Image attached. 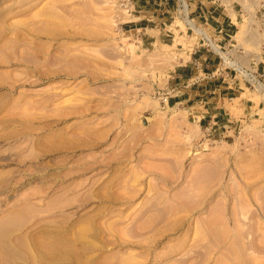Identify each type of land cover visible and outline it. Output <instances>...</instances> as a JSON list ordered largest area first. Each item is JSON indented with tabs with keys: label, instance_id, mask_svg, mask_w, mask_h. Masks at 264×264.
Segmentation results:
<instances>
[{
	"label": "rangeland",
	"instance_id": "1",
	"mask_svg": "<svg viewBox=\"0 0 264 264\" xmlns=\"http://www.w3.org/2000/svg\"><path fill=\"white\" fill-rule=\"evenodd\" d=\"M221 2L238 23L220 53L251 79L264 0ZM131 3L0 0V264H264V82L225 99L254 114L209 132L161 96L211 33L178 7L172 41L144 38Z\"/></svg>",
	"mask_w": 264,
	"mask_h": 264
},
{
	"label": "crops",
	"instance_id": "2",
	"mask_svg": "<svg viewBox=\"0 0 264 264\" xmlns=\"http://www.w3.org/2000/svg\"><path fill=\"white\" fill-rule=\"evenodd\" d=\"M131 5L134 17L128 20L135 28L143 29L142 33H146L144 38L150 36L155 40L157 37L162 43L172 41L174 33L165 28V19L176 9L175 0H132ZM230 9H233V5L229 7L221 0H187V16L194 26L199 23L207 28L218 47L213 49L200 37L195 38L189 48L182 50L185 57H178L179 61L174 64L168 78L172 92H169L167 100L186 105L199 126L212 125L213 131L222 127L230 131L240 124L241 119H246L247 114L255 113V109H251L254 102L249 97L240 98L241 113H231L225 104L226 98L238 97L244 87L250 86L246 85V78L240 75L239 69L228 64L219 53L220 49L227 52L232 48L229 45L232 31L238 23V14ZM251 66L264 82V53L255 62L252 61Z\"/></svg>",
	"mask_w": 264,
	"mask_h": 264
},
{
	"label": "bare ground",
	"instance_id": "3",
	"mask_svg": "<svg viewBox=\"0 0 264 264\" xmlns=\"http://www.w3.org/2000/svg\"><path fill=\"white\" fill-rule=\"evenodd\" d=\"M186 4H187V2L185 1V0H182L181 1V4L179 5V7H181V9H182V11L183 12H185V10H186ZM186 23H187V25L189 24L190 26H192V27H194V24H193V21L192 20H190V19H188V18H186ZM198 27V26H197ZM195 28V27H194ZM194 29H192V31H193ZM195 31L197 32V33H201L202 31H200V30H198V29H196L195 28ZM206 40H208V42H209V44L212 46V44H211V42H210V40H212L213 41V39H211V38H208V37H204ZM213 47V46H212ZM214 49V48H213ZM218 49H220V48H218ZM220 51H222L221 49H220ZM219 52V51H218ZM223 52V51H222ZM220 53V52H219ZM220 55L223 57V59H224V56L220 53ZM233 65V64H232ZM235 68H236V66L235 65H233ZM251 77V80L253 81V79H255V76L254 75H252V76H250ZM257 81H259V80H257ZM254 82V81H253ZM261 82V81H260ZM255 83V82H254ZM256 84V83H255ZM106 190V189H105ZM172 209V208H171ZM163 213V212H162ZM157 217V216H156ZM178 217V216H177ZM172 218V217H171ZM201 221V220H200ZM141 223V222H140ZM150 223V222H149ZM148 223V224H149ZM155 223V222H154ZM205 223V222H204ZM177 224V223H176ZM140 225V224H139ZM172 225V224H171ZM175 225V224H174ZM149 226V225H148ZM148 226H146V227H148ZM207 226V225H206ZM143 227V226H142ZM173 227V226H172ZM141 229V228H140ZM125 231V230H124ZM223 231V230H222ZM54 232V231H53ZM210 232H211V230H210ZM215 232V231H214ZM214 232H212V233H214ZM218 232V231H217ZM83 233V232H82ZM66 234H68V232L66 233ZM85 234V233H84ZM218 234H220V233H218ZM69 235H70V233H69ZM158 235V234H157ZM156 235V236H157ZM210 235V234H209ZM241 235V234H240ZM64 236H65V234H64ZM60 238H61V236H59ZM81 237V236H80ZM211 237H212V235H211ZM219 237V236H218ZM47 238V237H46ZM55 238H58V237H55ZM166 238V237H165ZM182 238V237H181ZM215 238V237H214ZM41 239V238H40ZM45 239V238H44ZM43 239V240H44ZM48 239H49V237H48ZM53 239V238H52ZM73 239V238H72ZM264 239V238H263ZM46 240V239H45ZM45 240H44V242H45ZM67 240V239H66ZM41 241V240H40ZM48 241V240H47ZM218 241V240H217ZM42 242V241H41ZM81 242V241H80ZM182 242V241H181ZM214 242H215V240H214ZM36 243V242H35ZM86 243V242H85ZM218 243V242H217ZM40 244H42V243H40ZM44 244V243H43ZM69 243L66 241V243L65 242H61V241H54V240H50V242H49V246H48V252H50V253H61V251H62V247L64 246V247H66L67 245H68ZM123 244H125L123 241L122 242H120L119 243V245L121 246V247H123ZM183 242L180 244V246H179V248L177 247V248H175V249H170V253H172V252H178V251H180V249L183 247ZM43 246H45V245H43ZM42 246V247H43ZM78 246V245H77ZM76 246V247H77ZM86 246H88V245H86ZM85 246V247H86ZM73 247H75V245L73 246ZM45 248V247H44ZM77 249V248H76ZM85 249V248H84ZM185 249V248H184ZM47 250V249H46ZM91 250V249H90ZM183 250V249H182ZM43 251H45V250H43ZM169 251V250H168ZM46 252V251H45ZM71 252V251H70ZM74 252V251H73ZM72 252V253H73ZM181 252V251H180ZM180 252H178V253H180ZM191 252V251H190ZM47 253V252H46ZM48 254V253H47ZM76 254V253H75ZM198 254V253H197ZM77 255H79V254H77ZM187 255H188V253H187ZM194 255V254H193ZM196 255V254H195ZM199 255V254H198ZM198 255H196V256H198ZM75 256V255H74ZM189 256V255H188ZM158 257V256H157ZM190 257V256H189ZM201 259V258H200ZM44 261V260H43ZM186 262V261H185ZM187 262H188V260H187ZM190 262V261H189ZM188 262V263H189ZM186 264V263H185ZM197 264V263H196ZM202 264V263H201Z\"/></svg>",
	"mask_w": 264,
	"mask_h": 264
},
{
	"label": "built area",
	"instance_id": "4",
	"mask_svg": "<svg viewBox=\"0 0 264 264\" xmlns=\"http://www.w3.org/2000/svg\"><path fill=\"white\" fill-rule=\"evenodd\" d=\"M181 1H182V0H175V5H176V9H175V10H177V8L179 7V5L181 4ZM185 1L187 2V0H185ZM186 16H187V13H186ZM187 18H189V17L187 16ZM189 19H190V18H189ZM195 25L203 29V27H202L203 25H202V24L195 23ZM186 26L192 30V28H191L190 26H188V25H186ZM200 38H203L204 40H206L203 36H200ZM210 47H212V46L210 45ZM212 48H213V47H212ZM248 72L255 76V80H259V81L262 82V80L260 79V75H259V74H253V73L250 72V71H248ZM244 77H245V76H244ZM245 78L247 79V81L251 80V79L248 78V77H245ZM248 79H249V80H248ZM251 82H253V81H252V80L249 81V83H251ZM253 83H254V82H253ZM262 83H263V82H262ZM263 84H264V83H263ZM161 100H162V101H167V95L161 96ZM204 128H205V129H208L209 132H213L214 134H217V135L220 136V137H222V136H227V135H228V134L224 133V132L226 131L224 127H222L220 130H217V131H213L214 129H213L212 125H209V126L204 127ZM227 128H228V127H227Z\"/></svg>",
	"mask_w": 264,
	"mask_h": 264
}]
</instances>
